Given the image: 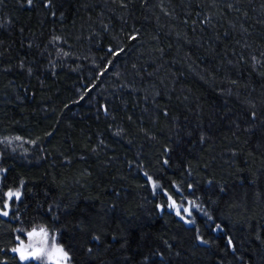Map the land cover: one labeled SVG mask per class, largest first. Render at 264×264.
<instances>
[{
  "label": "trees",
  "instance_id": "16d2710c",
  "mask_svg": "<svg viewBox=\"0 0 264 264\" xmlns=\"http://www.w3.org/2000/svg\"><path fill=\"white\" fill-rule=\"evenodd\" d=\"M35 227L70 264H264V0H0V264Z\"/></svg>",
  "mask_w": 264,
  "mask_h": 264
},
{
  "label": "rangeland",
  "instance_id": "374dc122",
  "mask_svg": "<svg viewBox=\"0 0 264 264\" xmlns=\"http://www.w3.org/2000/svg\"><path fill=\"white\" fill-rule=\"evenodd\" d=\"M174 208L180 209V214H186L185 209L175 205ZM35 229L38 235L29 236V233ZM41 229L48 233L47 240H44ZM18 250L20 255L26 257L25 259H34L41 264H70L68 256L64 255L66 252L59 245L56 237L49 233L45 228L35 227L23 233ZM62 249V251H58Z\"/></svg>",
  "mask_w": 264,
  "mask_h": 264
},
{
  "label": "snow or ice",
  "instance_id": "6c2138e0",
  "mask_svg": "<svg viewBox=\"0 0 264 264\" xmlns=\"http://www.w3.org/2000/svg\"><path fill=\"white\" fill-rule=\"evenodd\" d=\"M29 3H31V0H28ZM153 187L155 188V185H153ZM8 195V198L11 199L13 196H15L16 199H19L20 197V193L19 192H8L7 193ZM175 206V201L172 202V204L169 205V207H173ZM185 211L187 212L188 209H185ZM176 212H177V215L180 214V209L177 208L176 209ZM2 215L4 216H7L8 215V212L7 211H4L2 213ZM41 233L43 234V237H44V240L46 241L47 240V237H48V233L46 231H44L43 229H41ZM32 235H38V233H36L35 229L33 230V232L29 233V236H32ZM13 251H19L18 249H13ZM58 251H62V249H58ZM65 256L67 255L66 253L64 254ZM26 257H24L23 255L21 256V259H25Z\"/></svg>",
  "mask_w": 264,
  "mask_h": 264
},
{
  "label": "water",
  "instance_id": "95a60500",
  "mask_svg": "<svg viewBox=\"0 0 264 264\" xmlns=\"http://www.w3.org/2000/svg\"><path fill=\"white\" fill-rule=\"evenodd\" d=\"M160 209H162V208H160Z\"/></svg>",
  "mask_w": 264,
  "mask_h": 264
}]
</instances>
